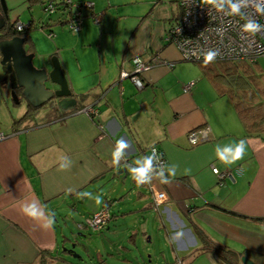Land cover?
<instances>
[{
  "label": "crops",
  "instance_id": "obj_1",
  "mask_svg": "<svg viewBox=\"0 0 264 264\" xmlns=\"http://www.w3.org/2000/svg\"><path fill=\"white\" fill-rule=\"evenodd\" d=\"M29 1L5 0L9 22H19L27 11L26 20L35 21ZM90 1L94 7L83 11L79 32L50 20L48 29L28 34L24 48L34 54V66L50 70L51 57H57L73 97L94 94L85 106L94 104L98 113L89 117L78 111L44 123L45 110L1 131L7 139L0 142V264H41L43 253L46 264H222L201 250L196 230L260 264L264 137L246 135L232 102L218 95L200 64L183 61L164 41L180 15L178 0ZM94 15L101 19L98 25ZM134 58L159 62L143 75L142 89L121 78L132 72ZM257 65L264 76V57ZM201 127L209 128V140L191 147L187 134ZM122 138L129 148L116 165L113 153ZM241 139L247 143L243 159L220 162L216 153L234 150V141ZM152 146L167 165L177 166L167 183H151L167 195L158 210L148 186H137L133 178L136 186L127 187L120 182L123 174H117L127 168L129 176L130 169L142 167ZM212 167L227 176L218 178ZM109 180L115 182L112 188L106 186ZM80 193L87 217L111 205L109 223L91 230L98 234L94 257L87 249L67 251L66 229L43 226L62 200L81 204ZM92 194L102 202L88 211ZM27 204H35L42 217L26 215ZM82 224L77 223L79 231L88 229Z\"/></svg>",
  "mask_w": 264,
  "mask_h": 264
},
{
  "label": "built area",
  "instance_id": "obj_2",
  "mask_svg": "<svg viewBox=\"0 0 264 264\" xmlns=\"http://www.w3.org/2000/svg\"><path fill=\"white\" fill-rule=\"evenodd\" d=\"M232 3H240V0H231V3L229 0H214L211 3L209 0H178L180 15L167 30L164 41L179 50L183 61L196 64H205L204 53L209 49L219 50V55L211 63L253 62L264 57V27L255 33L245 31L243 27L245 23L251 21L264 26V0H243L239 12L232 10ZM40 4L49 24L51 19L56 20L75 33L81 30L83 11L94 7L90 0H42ZM92 19L97 25L101 22L97 15L92 16ZM31 23L24 25L14 22L13 28L21 32ZM48 23H41L39 29H48ZM47 33L49 37L52 36L51 31ZM156 65H159V62H145L140 58H134L132 59V72L122 73L121 78H129L138 89H142L144 87L143 75ZM169 66L172 67L171 64ZM193 85V82L187 84L184 90L190 91ZM81 111L89 117H95L98 113L93 106H87ZM209 135V128H195L188 132L187 141L191 147H196L207 142ZM5 139L7 136L0 132V142ZM153 148L156 152H152ZM148 154L153 159V171L149 173V176H153L156 171L167 165V161L156 146L150 147ZM212 172L220 179L227 176L225 173L221 174L215 167H212ZM164 175L167 176V171ZM156 179L160 178L154 177L151 183ZM151 183L138 184L136 182L138 185L149 187L152 196L151 205L153 209L158 210L160 205L167 201V195L155 189ZM110 219V207L104 205L98 212L87 217L82 226L92 231H101Z\"/></svg>",
  "mask_w": 264,
  "mask_h": 264
},
{
  "label": "trees",
  "instance_id": "obj_3",
  "mask_svg": "<svg viewBox=\"0 0 264 264\" xmlns=\"http://www.w3.org/2000/svg\"><path fill=\"white\" fill-rule=\"evenodd\" d=\"M0 18H3L1 6ZM46 23L48 22L46 21ZM13 27V25H10L9 20H7L6 27L2 31L3 35L0 36V40L21 37L25 41V46L30 41L28 34L33 28L32 23L21 32L14 31ZM26 52L30 53L28 50H26ZM200 66L206 77L213 83L218 95L226 96L232 102L246 135L264 137V76L259 71L257 60L253 62L235 61L209 63L200 64ZM16 94L21 96V91H16ZM92 95L94 94L91 93L79 96L77 99V107L67 111L60 110L57 105L50 103V107L47 108L46 117L43 122L49 123L81 111L86 107L85 103ZM90 106L96 108L94 104ZM38 109L28 106L25 115L18 121H13V127L31 118L33 114L37 113ZM196 235L201 242V250L203 252L214 255L222 264H241L243 254L236 253L215 244L199 230H196ZM44 255L43 253L41 264H46ZM260 264H264V261H261Z\"/></svg>",
  "mask_w": 264,
  "mask_h": 264
},
{
  "label": "water",
  "instance_id": "obj_4",
  "mask_svg": "<svg viewBox=\"0 0 264 264\" xmlns=\"http://www.w3.org/2000/svg\"><path fill=\"white\" fill-rule=\"evenodd\" d=\"M1 12L3 18H0V36L9 20L7 6L5 0H0ZM13 21L10 25H13ZM24 39L21 37H13L11 39L0 40V66L2 71L9 75V95L12 102L20 105V97L16 94V89L21 90V98L34 109L41 108L52 102L60 110L67 111L77 107V100L73 97L68 82L64 76L57 57H51V69L36 68L33 65V53H27L24 48ZM5 80V79H4ZM46 85H49L48 88ZM118 175H122V179L128 176L127 168L118 170ZM83 199V198H82ZM65 206V205H64ZM72 209V206H65ZM54 219L55 216H54ZM75 245L72 246V249ZM85 247L84 244L81 246ZM67 250L73 252V250ZM73 257H77L73 255ZM241 264H255L249 258L243 256Z\"/></svg>",
  "mask_w": 264,
  "mask_h": 264
},
{
  "label": "rangeland",
  "instance_id": "obj_5",
  "mask_svg": "<svg viewBox=\"0 0 264 264\" xmlns=\"http://www.w3.org/2000/svg\"><path fill=\"white\" fill-rule=\"evenodd\" d=\"M200 1H205V0H200ZM29 2H31L30 4L32 5L30 9L34 12L32 14V16H33V19L35 21H31L30 19L26 20V17L29 15L28 11L26 13H24L23 15H21V18H19L18 21H19V23H22L24 25L28 24L29 22H32V25H33L32 30H39L40 31V29H39V26L41 24L40 22L42 20H44L43 22H45L47 20V16L44 14V12L42 11V8L40 6V2H42V0H39V1H32L31 0ZM33 65H34V63H33ZM8 78H9V75L7 73L3 72L2 67L0 66V132L3 131L6 133H7V131H9L11 129V127L13 125V121H18L23 116V114L25 112V103L24 102H22L20 105H16L9 98L10 96L8 94V91L3 86L4 83L7 84L9 82ZM45 110H47V108H45V107L38 109V111L36 113L37 116H38V114L42 113V111H45ZM39 118L40 117H38V119ZM122 177H120L121 180H122ZM132 181H133V175H132V173H130L128 177H126L124 180H122L120 182L123 185H126L127 187H128V185L129 186L131 185V188L132 187L134 188L137 184L134 181L133 182L136 185L133 184ZM114 184H115V182L111 183V180H109V182H107L106 186L109 185V188H112V186H115ZM95 196L96 195L92 194L91 197L89 198L90 199L89 203H87V205L85 206V209H87L88 211L89 210L91 211L94 207H97V205H98L95 202V199H94ZM110 197H109V199L115 198L114 195H111ZM82 198L83 197L80 196V199L78 200V203H81V204H77L76 207H74L72 209H67L65 206H72L73 202L69 201L70 203H68V202H65L62 200V202L59 204L60 207L57 209V212L54 213L55 218H57V219H55V227H56L58 232L60 230L66 229L64 231V233L66 234V237L68 238V240H70L69 244L67 245L68 249H72V246L75 245V247L72 249L75 252L76 251L83 252L82 250L87 249V251H89L90 256L94 257V253L92 251L95 249V245H97V243H95L94 240L98 237V234H95L90 229H85L83 231H79L77 229V223H83L84 217H85L83 215H86L85 214L86 211L83 208H81V207H83L82 205H84L82 203ZM110 207H111V205H110ZM86 217H87V215H86ZM81 240H82V242H80ZM83 244L85 247L82 248L81 246Z\"/></svg>",
  "mask_w": 264,
  "mask_h": 264
},
{
  "label": "clouds",
  "instance_id": "obj_6",
  "mask_svg": "<svg viewBox=\"0 0 264 264\" xmlns=\"http://www.w3.org/2000/svg\"><path fill=\"white\" fill-rule=\"evenodd\" d=\"M209 2L210 3L214 2V0H209ZM229 2L231 3V0H229ZM242 3H243V0H240V3H232L231 4L232 10L234 12H239L240 6ZM243 27L245 31L255 33L264 26H260L256 24L255 22L251 21V22L245 23ZM218 55H219V50L209 49L206 53H204V63L208 64V63L213 62ZM116 143L118 144V150L113 153V163L116 165H119L120 154L124 149L129 148V144L123 138L118 140ZM234 143L237 145L234 150L227 149L223 153H220V152L216 153V156L220 160V162L227 164V165H231L235 163L236 161L243 159L246 153V147H247L246 141L244 139H241L239 141H234ZM152 152H156L155 148H153ZM158 158L160 159L159 154H158ZM143 160H144V163L142 167L130 169L133 174V178L136 180L138 184L151 183L154 177H158L162 180V182L167 183L168 177H174L176 174V170H177L176 165H165L163 166L162 169L156 171L155 175L149 176V173L153 171L152 156L151 155L144 156ZM60 167L61 169H65L63 165H61ZM165 171H167V174H168L167 176L164 175ZM214 171H217V170L214 169ZM79 195L83 197L81 193ZM94 199L97 204H100L102 202V199L100 196H95ZM22 210L26 215L30 216L31 218L35 219V218L42 217V213H40L37 210L35 204H27L24 206ZM54 224H55L54 213H49L47 217V222L43 226L45 228H51L54 226Z\"/></svg>",
  "mask_w": 264,
  "mask_h": 264
},
{
  "label": "flooded vegetation",
  "instance_id": "obj_7",
  "mask_svg": "<svg viewBox=\"0 0 264 264\" xmlns=\"http://www.w3.org/2000/svg\"><path fill=\"white\" fill-rule=\"evenodd\" d=\"M9 23H10V22H9ZM13 30L16 31L14 28H13ZM17 32H18V31H17ZM3 86H4L5 89L8 91V94H9V83H7V84L4 83ZM46 86H47L48 88H50L49 85H46ZM18 90L21 91L20 89H16V91H18ZM9 96H10V95H9ZM19 97H20V99H21V100H20V103L24 102V100L21 98V96H19ZM9 98H10V97H9ZM24 103H25V102H24ZM50 103H52V102H50ZM50 103L46 104V105H45V108H49V107H50ZM27 107H28V106H27V104L25 103V108H26V110H27ZM43 107H44V106H43Z\"/></svg>",
  "mask_w": 264,
  "mask_h": 264
}]
</instances>
